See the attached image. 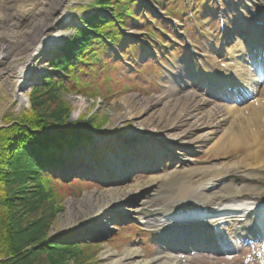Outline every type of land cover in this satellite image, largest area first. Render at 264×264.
<instances>
[{
  "label": "rangeland",
  "instance_id": "1",
  "mask_svg": "<svg viewBox=\"0 0 264 264\" xmlns=\"http://www.w3.org/2000/svg\"><path fill=\"white\" fill-rule=\"evenodd\" d=\"M104 1L111 2L113 0ZM145 1H149L147 5H155L151 0ZM226 2L231 4L228 0ZM100 3L101 0H66L63 4V9L70 14L71 22L62 24L53 31V43L50 49L46 50L45 54L34 62L35 75L33 74V77L24 80L19 86L17 79L14 77L11 78L9 84H0V132L9 125H19L18 123H21L25 117L33 115L35 113L34 110H52L60 106L62 108L65 107L67 111L65 113V121L70 128L80 129L82 120L88 119V117L92 118V116L96 117L97 120H103L104 125L101 127L102 130L89 132L88 134L83 131L86 135L92 133L90 136L93 140L88 143L91 146L84 145L75 149H66V152L64 151L68 158L69 156L75 158V161L79 164L75 165L74 161H72L67 164L69 169L64 167L60 171L61 173L45 171L46 173L44 172V176L41 179L38 178L37 174L32 173L29 182L23 188L24 190L19 192L20 196H25L24 198L27 201H31L34 196L38 195L37 200L40 202L37 204L44 210L43 213L49 216L47 218L50 220L48 232L50 237H66L59 241L53 240L56 241L53 247L46 251V253L41 251L37 254V257L45 264H47L46 256L48 253L52 254L53 258L58 259L62 264H109L110 261L102 257L103 253L110 250L111 255L116 258L112 252H122L129 245L137 248L140 258L150 260L157 254L158 239L166 235V229H173L175 227L174 224H185L196 221V217L193 215L190 217H185L181 213L180 216L174 215L179 211H184L186 209L184 208L185 205L190 206L195 203L191 199L179 203L170 202L176 197H180V189L186 181V175L176 172L171 174L169 169L172 167L178 170L189 167H205L235 160L233 156L228 158L222 152L209 150L211 145L206 144L198 150L187 153V155L193 158V162L190 164L179 163L176 162L177 158H171L167 162L157 166L143 165L135 167L127 163H121V167H124V172L121 169L117 171L111 167L109 162L112 160L111 158L117 157L119 149L124 151L129 147L135 149L140 146H146V144H139L137 142V131L141 128L139 126L140 118L131 115L132 113L126 108L121 98L132 94L136 99L141 100V103L138 105V107H141V104L144 105L150 100L154 101V99L156 100L162 94L164 88H159L158 84L164 83L167 85L168 77L163 75L161 71L159 76H155L152 73L151 65L154 63L153 59L156 58V54L154 53L156 48H148L145 45L143 46V51L132 60L134 67L137 68L141 67L144 63L147 64L144 70L147 71L145 77L149 81H145L148 84H145L147 86L144 90L136 89L122 92L124 90V83H131V79L137 78L135 75L137 73L136 68L121 67L120 65L117 69L109 71L105 67L102 76L98 75V78H100L98 82L95 81L91 86L85 84L83 86H80V84L75 86L72 84V81H69L70 77L72 80L74 79L72 75L69 76L72 73L57 67L58 63H51L49 61L54 55L53 52L68 40L74 30L81 31L78 29L84 27L85 23H95L91 19L93 14L98 12L100 16L109 15L108 10H104V8L99 6ZM236 3L239 4V0ZM243 3L244 0H241L240 5H244ZM155 14L159 15L160 18L166 17L163 13L160 15L158 9L155 10ZM209 15L208 13H204L200 17L201 19L206 18V16L209 18ZM141 25V23L129 21L127 27L121 31L123 43L117 48H112L111 52H114L116 55L128 43L141 44L144 38L140 29ZM214 26L217 29V26ZM175 31L177 34L179 32L180 37L181 34L185 33L178 26L175 28ZM186 34L188 35V33ZM208 39L210 41L206 43L207 46L212 47L215 44H219L217 40H215L216 42L213 40L214 37L209 36ZM215 53L218 55L217 52ZM115 61L116 58L113 56L109 63ZM170 61L178 62L187 70H198L196 61L193 62L190 57L185 55H176L175 58L171 57ZM23 62L24 59L19 61L20 64H23ZM132 73L135 74L128 77V74ZM87 77L88 75H80L81 79ZM93 89H100L102 93L96 94L97 92ZM110 92L113 93L112 96H108ZM168 153L170 154L169 151ZM0 156V164L3 168L10 165L12 172H15L14 169L20 165H24L30 170H34V168L35 170L36 168L37 170L40 169V166L36 165V167L33 162L34 160L27 158L16 145L0 152ZM85 164H90L91 166L84 168ZM92 167H98V172H95ZM48 173L56 175L55 177L61 179L60 181L54 180L57 182L55 184L61 186V188L54 186L52 180L48 178V176L50 177ZM79 174L84 176L82 178L84 181L80 184L82 187H73V185L69 187L70 182L74 181L73 177H76L74 175ZM151 174L158 176V179L155 180L154 184L139 192L143 194L141 197H143L146 204L141 206L137 212H123L117 206H111L107 211L96 209L88 211L85 214L79 212V205L85 204V199L89 193L95 192L94 194H98L102 191V188L108 185L117 187L131 182H143L148 180ZM63 182H65V185H63ZM27 186H29L28 189H26ZM5 188V183L0 179V191L6 192ZM10 189L13 191L15 187L12 186ZM176 206L181 207L176 209ZM17 208L19 206L14 209ZM83 208L85 210L84 206ZM24 210L25 207L22 206L18 209L19 212H23ZM68 213H71V215H68ZM104 213L110 223V231L101 233L100 227L98 228L94 221L100 216L103 217ZM166 220L168 221L164 223ZM88 222L92 223L87 225ZM132 223L137 225L135 229L131 226ZM150 231H153L154 235L149 234ZM125 233L127 237L124 236ZM144 240L148 243H145ZM152 243L154 245L151 247ZM241 243L240 247L235 245V236H233L232 242L227 243L230 249L226 251L231 252L230 250H232L231 255L234 256L230 261L224 259L225 252L215 251L212 249V246L206 247L207 245H205L200 248L190 247L186 251L187 256L184 262L187 264H256L258 262L260 264L259 258L261 255L263 257V254L257 251L255 247H246L243 242ZM140 247H143L145 250H142Z\"/></svg>",
  "mask_w": 264,
  "mask_h": 264
},
{
  "label": "bare ground",
  "instance_id": "2",
  "mask_svg": "<svg viewBox=\"0 0 264 264\" xmlns=\"http://www.w3.org/2000/svg\"><path fill=\"white\" fill-rule=\"evenodd\" d=\"M65 1L0 0V84H9L14 77L19 86L24 80L35 75L34 62L50 49L53 43V31L58 26L71 22L70 14L63 9ZM250 1L256 3V0ZM100 18H102L100 15L91 16L94 22L95 19ZM84 26L83 33L74 30L68 40L53 52L54 55L49 59L51 63H59L73 52L75 48L72 42L77 37L82 38L83 34L87 33L85 29H91L88 23ZM259 51L264 54L262 37L256 40L248 37L243 52L239 53L235 46L227 50L226 58L227 62L231 63V68L222 71L227 74L228 83L236 90L248 91L252 95L251 99L247 100L248 105L244 107L237 106L233 102L216 101V98L213 100L209 94H216L219 90L210 88L209 85L203 86V93L207 96L202 97L198 93L202 88L199 86L200 81L195 83L187 81L176 85H174L175 81H172L169 88L163 90L156 100L141 104V107H138L141 100L136 99L132 94L121 98L131 115L140 118L139 126L142 129L137 131L139 144L144 141L149 145H151L149 142L157 144L160 152L169 151L179 163H192L193 158L187 153L198 150L206 144L211 145L209 150L222 152L228 158L233 156L235 159L232 162L205 167H189L182 170L170 168L171 174L176 172L186 175V181L180 189V197L170 202L179 203L191 199L195 203L190 206L185 205L186 209L174 214L175 216L193 215L198 216L199 220H204L207 214L214 215L217 212H224L227 215H250L255 218L259 215L264 216V93L248 86L247 78L244 77L246 72L249 77L251 76L252 81H257L259 78L253 74V69L243 68L244 61L256 62ZM241 56L243 57L240 60L236 58ZM22 59L24 62L20 64L19 61ZM211 68L207 66V69H210L208 73L216 79L218 73ZM262 68L264 72V65ZM174 73L177 77H188L185 69L175 70ZM208 82L210 83V80ZM190 86H194L193 89L190 90ZM261 88L264 89V85ZM122 154L128 158L129 163L152 165L161 162V158L155 153L144 154L131 150L124 152L119 149L117 157L111 158L109 162L117 171L121 169L124 172V167H121L119 162L120 158H123ZM60 158L62 163L51 162L50 165L42 168L58 172L57 170H62L64 167L68 168L65 161L68 163L75 161V158L70 156L68 158L64 154H61ZM88 166L91 165L85 164L84 168ZM149 177L143 182H131L117 187L108 185L98 194L89 193L85 204L79 205V212L85 214L96 209L107 211L111 206H117L123 212H137L146 204L141 197L143 194L139 192L158 179L154 174ZM179 207L181 206H176V209ZM185 211L187 213H184ZM105 213L103 217L100 216L94 221L95 225L100 227L101 233L110 231V223ZM91 223L88 222L87 225ZM192 228L194 227L177 236L168 234L169 239L160 244L159 251L150 260L140 258L137 248L130 245L122 252H112L116 258L111 255L110 250L103 253L102 257L109 260V264H187L184 262V257L187 255L180 249L191 244L193 240V244L207 245L201 238H197L194 232L190 234L195 229ZM255 230H258V227Z\"/></svg>",
  "mask_w": 264,
  "mask_h": 264
},
{
  "label": "trees",
  "instance_id": "3",
  "mask_svg": "<svg viewBox=\"0 0 264 264\" xmlns=\"http://www.w3.org/2000/svg\"><path fill=\"white\" fill-rule=\"evenodd\" d=\"M95 29L100 30L102 27L98 24ZM92 40L89 33H84L82 38L77 37L72 42L75 48L73 52L59 62L57 67L71 73L76 65L72 64V61L79 62L81 56L88 50L84 45L82 46L84 48L80 45L85 42L88 44ZM79 84L77 81L73 82L75 86ZM80 86L83 85L80 84ZM34 111L33 115L25 117L21 123H18L19 125H9L0 132V152L16 145L27 158L34 160L35 166L44 167L50 165L51 162L62 163L60 158L62 147H75L81 144L83 140L87 139L86 132L98 131L104 125L103 120H97L92 116V118L88 117V119L82 120L80 129L70 128L65 121L67 111L65 107L61 106L52 110ZM9 166L3 168L0 164V179L6 187V192L0 191V264H45L37 257V254L41 251L46 253L55 245L54 242L66 237H50L48 235L50 220L47 218L48 214L45 215L44 210L37 204L40 202L37 200L38 195H33L34 198L27 201L25 196H20L19 193L24 190L23 188L29 182L32 173L37 174L41 179L44 172L40 167L39 170L34 168V172L24 165L18 166L14 169L15 172H12L11 166ZM48 178L50 177L48 176ZM12 186L15 187L13 191V188L10 189ZM18 206L19 208L25 207V210L19 212V208L14 209ZM46 257L47 264H62L50 253Z\"/></svg>",
  "mask_w": 264,
  "mask_h": 264
}]
</instances>
